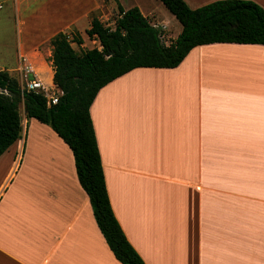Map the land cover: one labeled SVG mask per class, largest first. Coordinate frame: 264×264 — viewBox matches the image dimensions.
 <instances>
[{
    "label": "crops",
    "instance_id": "crops-1",
    "mask_svg": "<svg viewBox=\"0 0 264 264\" xmlns=\"http://www.w3.org/2000/svg\"><path fill=\"white\" fill-rule=\"evenodd\" d=\"M98 1L0 0V56L9 47L52 83L51 38L85 32ZM89 115L112 213L144 264H264V45H202L175 68L133 69ZM29 131L55 148L24 150ZM0 264H121L71 150L25 116L0 155Z\"/></svg>",
    "mask_w": 264,
    "mask_h": 264
},
{
    "label": "trees",
    "instance_id": "trees-1",
    "mask_svg": "<svg viewBox=\"0 0 264 264\" xmlns=\"http://www.w3.org/2000/svg\"><path fill=\"white\" fill-rule=\"evenodd\" d=\"M179 22L181 31L168 45L162 32L137 7L118 6L114 27L91 18L85 31L100 49L77 53L76 32L58 33L52 47V83L62 96L47 107L40 91L23 92L16 78L0 71V155L21 137L22 103L26 119L49 126L71 150L79 184L89 198L93 216L114 258L121 264H144L127 242L109 204L89 108L107 83L136 68L177 67L197 46L215 43L264 45V9L246 0H221L190 9L183 0H157Z\"/></svg>",
    "mask_w": 264,
    "mask_h": 264
},
{
    "label": "rangeland",
    "instance_id": "rangeland-1",
    "mask_svg": "<svg viewBox=\"0 0 264 264\" xmlns=\"http://www.w3.org/2000/svg\"><path fill=\"white\" fill-rule=\"evenodd\" d=\"M99 8L95 13H92L90 16V21L92 17L98 18L101 23L107 27V28H113L114 22L118 18V6L124 7L125 9H129L131 7H137L141 10L142 13L145 14L148 21L151 24H165L166 29L162 31L161 40L164 44H169L173 40H175V37L177 35V32L181 29V26L179 22L164 8V6L157 0H99L98 1ZM15 25L14 22L9 21V26L11 30V35L14 33L15 38V32L16 27H14L12 32V26ZM90 25V23H89ZM69 31L72 32H78L75 29H71ZM72 32H70L69 38L72 36ZM80 34V33H79ZM83 43L81 46H77L76 44L72 43L73 49L80 53L85 50L97 48L100 49L98 41L95 39H89L84 31H81L80 34ZM5 48V51H2L1 49V56H0V71L7 72L11 77L17 78L16 73L14 72L16 68V64L12 62V59L9 58L10 50L9 47H2ZM10 59V60H9ZM47 65V64H46ZM2 69V70H1ZM46 75L42 78L44 84L46 86H50V71H48V68H46ZM48 75V76H47ZM18 110L20 113V116L22 118V121L24 120V113H23V106L22 103L18 105ZM55 147L51 144V141L48 139H40L39 140H32L30 138V131L26 137V141L24 143V150H52Z\"/></svg>",
    "mask_w": 264,
    "mask_h": 264
},
{
    "label": "built area",
    "instance_id": "built-area-1",
    "mask_svg": "<svg viewBox=\"0 0 264 264\" xmlns=\"http://www.w3.org/2000/svg\"><path fill=\"white\" fill-rule=\"evenodd\" d=\"M152 26L159 29L161 32L166 29L165 24H152ZM14 72L17 75L16 80L20 90L23 92H42L47 107L57 104L59 98L62 96L61 90H59V88L53 83H50V86H46L42 82L36 68L26 56H19Z\"/></svg>",
    "mask_w": 264,
    "mask_h": 264
}]
</instances>
